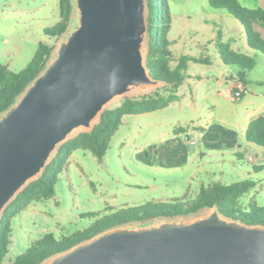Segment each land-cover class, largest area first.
Segmentation results:
<instances>
[{
  "label": "rangeland",
  "instance_id": "374dc122",
  "mask_svg": "<svg viewBox=\"0 0 264 264\" xmlns=\"http://www.w3.org/2000/svg\"><path fill=\"white\" fill-rule=\"evenodd\" d=\"M166 2L171 18L167 36L174 41L169 48L176 59L186 54L208 61L188 63V76L177 87L176 99L168 105L150 112L124 114L102 160L90 150L73 149L56 175L54 195L34 200L11 216L10 243L1 264H9L46 233L59 240L121 208L152 201L193 199L202 186L213 182L231 184L250 180L254 186L241 197L242 201L264 204V148L247 143L243 131L247 113L255 116L264 111V54L247 45L243 26L225 9L212 8L208 0ZM239 2L246 7L257 6L256 0ZM73 3L65 32L49 37L44 29L58 20V0H0V64L17 72L31 60L38 43L45 42L53 46L45 70L81 24L77 1ZM138 10L141 21L137 48L144 60L149 39L147 0H142ZM256 28L264 36V28ZM223 44L255 62L252 69L245 70L249 82L246 87L243 85L237 100L230 99L226 91L242 68L222 62L219 50ZM160 87L157 82L127 84L122 93L103 104L87 126H75L56 145L48 162L62 142L90 130L104 109L115 107L124 97H137ZM6 111L0 114V119ZM202 133L206 136L202 137ZM238 151L242 156L237 155ZM52 172L53 169L47 171ZM214 211V207L204 208L188 216L159 217L112 229L178 225L204 219ZM54 257L41 264H50Z\"/></svg>",
  "mask_w": 264,
  "mask_h": 264
},
{
  "label": "water",
  "instance_id": "95a60500",
  "mask_svg": "<svg viewBox=\"0 0 264 264\" xmlns=\"http://www.w3.org/2000/svg\"><path fill=\"white\" fill-rule=\"evenodd\" d=\"M76 1L80 26L0 119V214L75 126H87L127 84L155 82L137 48L142 0ZM50 264H264V226L215 209L189 223L111 228Z\"/></svg>",
  "mask_w": 264,
  "mask_h": 264
},
{
  "label": "trees",
  "instance_id": "16d2710c",
  "mask_svg": "<svg viewBox=\"0 0 264 264\" xmlns=\"http://www.w3.org/2000/svg\"><path fill=\"white\" fill-rule=\"evenodd\" d=\"M208 3L212 8L225 9L236 18L243 26L247 45L264 54V36L256 28V26L264 28V8L246 7L239 0H208ZM73 6V0H58V20L51 27L44 29L46 36L58 37L65 32ZM147 6L149 39L144 63L151 79L160 83L161 87L137 97H124L115 107L104 109L90 130L80 132L58 146L41 174L20 189L0 214V264L8 252L11 216L34 200L54 195L56 175L73 149L90 150L98 160H102L109 139L124 114L150 112L168 105L176 99L177 87L188 76L186 73L188 63L208 61L207 58L186 54L179 55L176 59L169 48L174 41L167 36L171 18L166 0H147ZM52 50L51 44L39 42L31 60L17 72H12L6 65L0 64V114L10 108L16 98L45 68ZM219 51L223 63L237 64L242 68L236 79L246 86L249 81L245 78V70L254 67V60L245 54L229 50L227 44H223ZM211 135L213 134L209 136ZM244 137L247 142L264 148V115H258L248 122ZM237 155L242 156V153L239 152ZM254 168L260 169L261 166H254ZM49 169H53L52 174L47 173ZM253 186L254 183L250 180L231 184L213 182L206 187L202 186L193 199L185 201L176 199L171 203L152 201L139 206L121 208L95 220L85 229L59 240L52 233H46L32 241L26 250L16 255L9 264H41L118 225L159 217L188 216L204 208L214 207L222 217L247 226H264V204L258 205L252 200L245 204L241 198Z\"/></svg>",
  "mask_w": 264,
  "mask_h": 264
},
{
  "label": "crops",
  "instance_id": "0c3cea01",
  "mask_svg": "<svg viewBox=\"0 0 264 264\" xmlns=\"http://www.w3.org/2000/svg\"><path fill=\"white\" fill-rule=\"evenodd\" d=\"M256 3H257V6H261L262 8H264V0H256ZM258 30V29H257ZM260 31V30H259ZM240 72V71H239ZM252 81V80H251ZM238 84H241L239 81H237V79L235 78V79H233V81H232V83H231V86H230V89L231 88H235V87H237V85ZM243 85V84H242ZM248 85V84H247ZM246 85V86H247ZM245 86V87H246ZM249 90L250 91H253V88H249ZM228 91V90H227ZM227 91H226V93H227ZM258 115H264V111H260L259 112V114H257V115H255V116H252V113H247L246 114V116H247V120H246V124H245V126H244V128H243V131H245V129H246V126H247V124H248V122L252 119V118H254V117H256V116H258ZM242 131V132H243ZM208 133V132H207ZM204 136H206V133H202V137H204ZM247 143H249V142H247ZM252 144V143H251ZM240 151H238L237 153H239Z\"/></svg>",
  "mask_w": 264,
  "mask_h": 264
},
{
  "label": "built area",
  "instance_id": "2783aa9c",
  "mask_svg": "<svg viewBox=\"0 0 264 264\" xmlns=\"http://www.w3.org/2000/svg\"><path fill=\"white\" fill-rule=\"evenodd\" d=\"M238 87L231 88L229 91H227V96L232 100H237L241 96V92L244 90V86L242 84H238ZM249 160H252V157L248 156Z\"/></svg>",
  "mask_w": 264,
  "mask_h": 264
}]
</instances>
